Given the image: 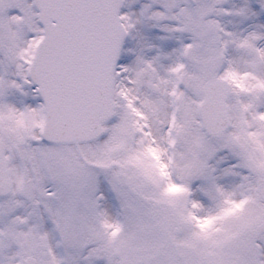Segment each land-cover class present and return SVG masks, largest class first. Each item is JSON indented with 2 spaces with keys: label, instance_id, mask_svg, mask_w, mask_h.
I'll list each match as a JSON object with an SVG mask.
<instances>
[{
  "label": "snow or ice",
  "instance_id": "1",
  "mask_svg": "<svg viewBox=\"0 0 264 264\" xmlns=\"http://www.w3.org/2000/svg\"><path fill=\"white\" fill-rule=\"evenodd\" d=\"M0 264H264V0H0Z\"/></svg>",
  "mask_w": 264,
  "mask_h": 264
}]
</instances>
